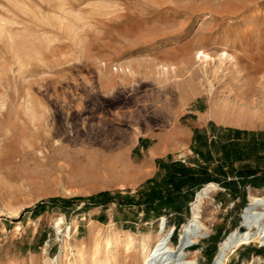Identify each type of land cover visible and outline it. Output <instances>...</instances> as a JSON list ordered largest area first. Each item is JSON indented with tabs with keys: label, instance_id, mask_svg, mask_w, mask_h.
Listing matches in <instances>:
<instances>
[{
	"label": "rangeland",
	"instance_id": "374dc122",
	"mask_svg": "<svg viewBox=\"0 0 264 264\" xmlns=\"http://www.w3.org/2000/svg\"><path fill=\"white\" fill-rule=\"evenodd\" d=\"M181 168L214 180L157 217L118 202ZM212 181L201 264L264 195V0H0V264H142L138 238L164 221L176 246ZM259 242L226 264H264Z\"/></svg>",
	"mask_w": 264,
	"mask_h": 264
},
{
	"label": "bare ground",
	"instance_id": "6f19581e",
	"mask_svg": "<svg viewBox=\"0 0 264 264\" xmlns=\"http://www.w3.org/2000/svg\"><path fill=\"white\" fill-rule=\"evenodd\" d=\"M214 186H216V184L212 181L198 190L196 199L193 202L192 216L189 221L184 223V231L180 234L176 246L171 245V229H166L164 221L161 222L160 228L156 232L158 237L155 243L150 245L152 242L150 234L138 238L137 243L140 244L143 249L141 254L142 264H201L195 257L190 256V252H195L196 250H187L186 248L191 242L206 233L205 229H207V226L201 219V206L203 198L208 195L209 191L212 187L214 188ZM62 219L63 217L59 218L57 221L58 225L63 221ZM242 224L247 228L244 230L235 228L221 241L219 252L213 264H224L228 253L233 250L234 247L242 243L248 241L264 242V195L250 196V203L246 205L243 212ZM103 242L104 245L102 246L104 249L101 252L106 256L110 254L109 248L112 243L108 239H105ZM98 250H94L92 255ZM106 257L108 258V256ZM103 258L104 259H101L99 257L95 264H108L107 258ZM243 264H246V261H244Z\"/></svg>",
	"mask_w": 264,
	"mask_h": 264
},
{
	"label": "trees",
	"instance_id": "16d2710c",
	"mask_svg": "<svg viewBox=\"0 0 264 264\" xmlns=\"http://www.w3.org/2000/svg\"><path fill=\"white\" fill-rule=\"evenodd\" d=\"M210 180H214L212 176H205L204 178L199 179L197 175H191L187 168H181L178 171L173 170L167 173L166 178L162 183L148 188V190L141 191V195L138 199L128 198V197H119L118 202L126 203V204H143L144 206V214H148L150 211L153 212L155 217L159 216L160 213V205H168L171 207L180 208L182 205V201L179 198L180 188L184 184H195L199 182H207ZM107 192H100L95 196H91L89 201L93 205L105 204L109 201H112L114 197H107Z\"/></svg>",
	"mask_w": 264,
	"mask_h": 264
},
{
	"label": "built area",
	"instance_id": "2783aa9c",
	"mask_svg": "<svg viewBox=\"0 0 264 264\" xmlns=\"http://www.w3.org/2000/svg\"><path fill=\"white\" fill-rule=\"evenodd\" d=\"M229 178H230V177H229ZM233 179H234V180H238L239 178H238V176H234ZM249 202H250V201H249ZM218 204H219V205H222V201H218ZM231 204L233 205L234 202H231ZM248 204H249V203H248ZM245 207H246V206H245ZM244 210H245V208H244ZM244 210H243V211H244ZM246 228H247V227H246ZM239 230H240V229H239ZM250 242H252V241H248V242H246V243H242V244H240V245L234 247L233 250L236 249V248H238L239 246H241V245H243V244H248V243H250ZM190 244H191V243H190ZM259 245H264V242H259ZM233 250H231V251H233ZM231 251H230V252H231ZM230 252H229V253H230ZM229 253H228V254H229ZM227 256H228V255H227ZM226 259H227V258H226ZM214 261H215V257H214ZM259 261H260V259H259V260H256V262H254V264H258ZM213 263H214V262H213ZM213 263H212V264H213ZM224 264H226V260H225Z\"/></svg>",
	"mask_w": 264,
	"mask_h": 264
},
{
	"label": "crops",
	"instance_id": "0c3cea01",
	"mask_svg": "<svg viewBox=\"0 0 264 264\" xmlns=\"http://www.w3.org/2000/svg\"><path fill=\"white\" fill-rule=\"evenodd\" d=\"M232 174V173H231ZM225 174H223V176H222V178H220V180H223V178L225 177L224 176ZM227 176H228V174H227ZM255 179H258V178H255V177H252L251 178V180H255ZM231 184H233V185H236V180H230V181H226L225 182V186L227 185V187H230V185ZM256 186V185H255ZM264 248V247H263ZM259 248L258 247H255L254 249H253V251H251L252 253L251 254H255L256 252H257V250H258ZM247 258V257H246Z\"/></svg>",
	"mask_w": 264,
	"mask_h": 264
},
{
	"label": "water",
	"instance_id": "95a60500",
	"mask_svg": "<svg viewBox=\"0 0 264 264\" xmlns=\"http://www.w3.org/2000/svg\"><path fill=\"white\" fill-rule=\"evenodd\" d=\"M213 262H214V260H213ZM213 262H212V263H213Z\"/></svg>",
	"mask_w": 264,
	"mask_h": 264
}]
</instances>
